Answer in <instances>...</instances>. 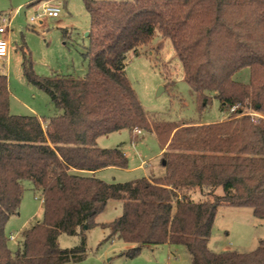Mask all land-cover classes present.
<instances>
[{
  "label": "trees",
  "instance_id": "obj_1",
  "mask_svg": "<svg viewBox=\"0 0 264 264\" xmlns=\"http://www.w3.org/2000/svg\"><path fill=\"white\" fill-rule=\"evenodd\" d=\"M34 4V3H33ZM32 4V5H33ZM91 17L89 69L83 78L39 77L30 83L62 114L47 122L10 111L8 78L0 74V264H73L87 258V232L109 201L122 215L102 227L133 245L183 246L192 264H264V240L248 254L209 247L218 208H250L264 219V119L237 109L208 125L151 121L126 78L129 55L139 56L159 34L168 38L200 108L239 104L264 117V0H84ZM250 68L248 84L234 75ZM246 113V112H245ZM242 115V116H241ZM46 122V123H45ZM129 130L153 133L163 151L161 177L106 183L100 170L126 169L122 149L101 148L100 137ZM42 193L44 221L23 232L22 249L8 247L6 225L18 215L23 182ZM222 188L224 195L216 196ZM200 191L203 199L194 201ZM81 237L62 249L61 234Z\"/></svg>",
  "mask_w": 264,
  "mask_h": 264
},
{
  "label": "rangeland",
  "instance_id": "obj_2",
  "mask_svg": "<svg viewBox=\"0 0 264 264\" xmlns=\"http://www.w3.org/2000/svg\"><path fill=\"white\" fill-rule=\"evenodd\" d=\"M46 1L29 0L15 14L11 23L12 55L10 61L0 59V74L8 78L11 113L36 115L47 122L60 116L62 112L45 91L29 82L24 72V63L31 64L39 77H84L89 69V57L86 54L90 48L88 34L91 31V17L84 0H56L61 5L58 18H44L42 22L30 23L32 16L42 13V6ZM11 2L12 0H0V24L2 18L16 12V6L11 8ZM124 64L126 78L151 121L208 125L234 117L228 108L223 112L220 102L215 98L207 107L200 108L194 89L185 80L183 64L177 58L168 38L156 34L150 46L143 48L139 56L130 54ZM233 79L248 84L251 79L250 68L242 69ZM237 107L244 110L242 115H248L254 121L264 119L246 104H239ZM139 132L124 130L98 140L103 148L120 147L128 159L126 169L107 168L97 173L99 179L110 184L125 183L162 171L158 140L153 133L142 130ZM142 162L146 165L139 168ZM23 188L19 213L12 216L6 225L8 247L14 254L22 249L23 231L44 221L42 193L35 191L29 181L23 182ZM215 195L223 196L222 188H218ZM192 199L201 201L203 197L200 191H194ZM122 213V206L111 201L106 210L96 218L97 225L87 232V258L73 264H192L191 256L179 245L165 244L146 248L134 258L124 256V252L128 250L125 241L118 235L108 239L109 232L102 227V224L113 222ZM260 240H264V219L255 217L250 208L226 205L218 208L208 244L212 252L248 254L257 249ZM80 243L79 235L69 236L63 233L59 237L62 249H73Z\"/></svg>",
  "mask_w": 264,
  "mask_h": 264
},
{
  "label": "built area",
  "instance_id": "obj_3",
  "mask_svg": "<svg viewBox=\"0 0 264 264\" xmlns=\"http://www.w3.org/2000/svg\"><path fill=\"white\" fill-rule=\"evenodd\" d=\"M61 13V5L56 0H47L42 6V13L36 14L30 18V23L41 21L44 18H58ZM12 19L8 16L1 19L0 24V59H7L9 56L10 41L8 36L12 33L11 30ZM238 109L237 106L230 108V113H234ZM257 115V114H256ZM136 132L140 133L139 130ZM14 240V236H12Z\"/></svg>",
  "mask_w": 264,
  "mask_h": 264
},
{
  "label": "crops",
  "instance_id": "obj_4",
  "mask_svg": "<svg viewBox=\"0 0 264 264\" xmlns=\"http://www.w3.org/2000/svg\"><path fill=\"white\" fill-rule=\"evenodd\" d=\"M31 2V1H30ZM29 3V0H12V2L10 3V6H11V8H13L14 9V7H15V13L13 14V15H11V13L8 15V17L9 18H11L12 19V21H13V19H14V16H15V14L19 11V10H21V9H23L24 7H25V5L26 4H28ZM31 4V3H30ZM29 4V5H30ZM33 4V3H32ZM31 4V5H32ZM29 5H28V7H29ZM27 7V6H26ZM12 16V17H11ZM12 33H13V30H12ZM11 33V34H12ZM11 34H10V36H8V38H9V41H10V49H9V56H8V58L7 59H5V60H7V61H10V58H11V55H12V46H11V39H10V37H11ZM2 36L0 35V38H1ZM80 78H83V77H80ZM10 91V90H9ZM10 96H11V94H10ZM36 116V115H35ZM37 117H39V116H37ZM41 118V117H40ZM222 121V120H221ZM220 121V122H221ZM46 123V122H45ZM101 138V137H100ZM99 138V139H100ZM98 139V140H99ZM98 140H97V145L100 147V145H99V142H98ZM101 148H103V147H101ZM162 154H163V151L161 150V152H160V155H161V157H162ZM146 165V163L145 162H142V164L139 166V168H143L144 166ZM161 167H162V171H159V173L158 174H152V175H150V176H148V177H146V178H153V177H161V176H163L164 174H165V169H164V167L162 166V164H161ZM113 168H115V167H109L108 169H113ZM107 169V168H106ZM115 169H120V168H115ZM103 170H105V169H103ZM103 170H100L99 172H101V171H103ZM98 172V173H99ZM113 201V200H112ZM111 203V201H109L108 202V204H107V206L109 205ZM116 203H119L121 206H122V203L121 202H119V201H116ZM107 206H106V208H107ZM106 208H105V210H106ZM104 210V211H105ZM24 232V231H23ZM126 245H127V247H126V249H130V248H132L133 247V245H131V244H128V243H126ZM166 245H168V244H166ZM169 246H172V245H169ZM146 248H150L149 246H147V247H145L142 251H144ZM152 248V247H151ZM141 251V252H142Z\"/></svg>",
  "mask_w": 264,
  "mask_h": 264
}]
</instances>
